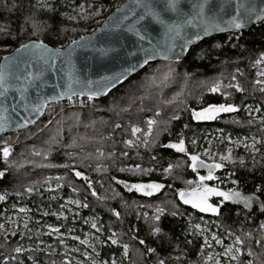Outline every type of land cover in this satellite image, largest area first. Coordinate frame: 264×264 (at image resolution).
I'll list each match as a JSON object with an SVG mask.
<instances>
[{
	"label": "trees",
	"instance_id": "1",
	"mask_svg": "<svg viewBox=\"0 0 264 264\" xmlns=\"http://www.w3.org/2000/svg\"><path fill=\"white\" fill-rule=\"evenodd\" d=\"M123 1L0 0V47L13 50L31 40L64 47L102 23L103 19L82 18L83 11L100 10L107 15ZM261 56L264 21L238 33L207 37L192 46L182 61L150 62L87 107H68L66 101L49 104L35 124L0 135V172H4L0 177V224L24 208L42 221L44 230H69L81 236L89 228L84 219L95 216L105 233L113 230L117 235V244L104 239L105 244L97 246L100 262L115 257L117 264H202L200 237L189 228L193 223L216 220L222 231L240 235L254 264H264V143L253 156L237 151L236 161L225 163L217 174L219 187L252 195L250 207L215 202L219 213L205 214L181 204L177 197L178 188L196 178L190 156L199 150L206 131L220 128L231 136L264 135V89L255 83ZM217 82L222 83L219 92H211ZM218 104H231L237 110L212 121L194 120L193 110ZM246 104H259L262 118L247 115L243 111ZM149 114L156 121L145 145ZM133 126L141 129L136 135ZM17 133L5 159L3 142ZM127 140L134 141L133 146ZM177 140H183L185 152L166 147ZM169 166L171 171L166 172ZM75 171L82 176L77 177ZM121 180L156 181L164 187L150 197L141 196L126 193L118 184ZM52 193L59 196L52 198ZM66 199L87 206H73L78 211L75 216L42 214L43 209L64 205ZM157 206L165 209L159 220L151 214ZM144 210L150 214L145 216ZM157 227L161 231L154 234ZM62 239L43 237L45 243L59 249ZM37 241L18 233L0 234V264L5 263L4 258L8 264H89L66 261L60 252L46 254L35 248ZM66 242V246L76 244L77 250H84L75 240ZM28 243L33 247L15 251ZM121 244L129 247L127 257H123Z\"/></svg>",
	"mask_w": 264,
	"mask_h": 264
},
{
	"label": "water",
	"instance_id": "2",
	"mask_svg": "<svg viewBox=\"0 0 264 264\" xmlns=\"http://www.w3.org/2000/svg\"><path fill=\"white\" fill-rule=\"evenodd\" d=\"M147 2L154 15L145 16L143 20L139 17L145 9L137 7L132 0H124L97 28L73 40L78 42L76 44L71 41L56 48L31 40L25 44H43L44 47H30L17 52L21 48L19 46L2 55L0 64L6 65L3 71L8 91L0 97V135L35 124L49 104L68 100L69 95L71 98H88L89 93L97 92L99 94L92 99L103 98L150 62L182 61L192 46L207 37L238 33L264 21V0H208L200 15L196 14L195 8L199 0H175L174 8L169 5V0ZM241 3L256 11L249 17L241 9L245 26L235 29L228 25V21L237 14V6ZM125 5L127 7L122 12H117L118 7ZM258 15L262 18L256 19ZM123 16L128 18L121 19ZM186 20H191V23H186ZM130 27H134L139 35L136 31H129ZM7 57L13 59H5ZM145 59L147 63H144ZM117 76L120 77L119 82L105 80L106 77ZM61 94L65 95L61 98ZM41 105L43 107L39 111L33 110ZM25 120L32 123L24 125ZM197 170L208 175L206 167H198ZM140 183L121 180L118 184L126 193H132L137 190H129V187ZM181 190L179 188L177 192Z\"/></svg>",
	"mask_w": 264,
	"mask_h": 264
},
{
	"label": "rangeland",
	"instance_id": "3",
	"mask_svg": "<svg viewBox=\"0 0 264 264\" xmlns=\"http://www.w3.org/2000/svg\"><path fill=\"white\" fill-rule=\"evenodd\" d=\"M93 13H98V14L93 15ZM85 14H86V17H85ZM107 15L105 12L100 11V10H96L94 12H89V13L83 11L82 18H84V19H98V20L103 19L104 20V18ZM10 51H11V49H9V48H1L0 47V54L1 55L7 54ZM257 63L260 64V68L257 70L255 83L258 84L261 89H264V84L257 83V81L264 80V76L261 75V73H264V64H263L264 63V56H261L257 60ZM217 85L219 86V89H220V87L222 86V83L217 82L216 84L212 85L211 89ZM233 86L238 90L237 84H234ZM239 89H240V86H239ZM211 92H214V91H211ZM215 92H219V90L215 91ZM218 105H231V104H218ZM218 105H216V106H218ZM209 106L200 108L198 110H193V111L199 112L205 108H208ZM193 111H192V116H193ZM243 111L247 115H249L255 119L260 120L262 118L261 113H260V105L259 104H256L255 107L252 106L251 104H246L243 107ZM228 113H231V112H222L218 115V117L220 115L228 114ZM150 120L156 121V117L152 114H149L146 116L147 129H146L145 133L148 131V121H150ZM194 120H196V119H194ZM212 120H214V119L196 120V121H212ZM134 127L140 129L139 126H133L132 129ZM19 131H21V130H19ZM19 131H15V132H19ZM145 133H144V136H145ZM18 134L19 133H17L15 138H13V136H8L7 139L4 140L3 144L6 147L12 146L13 143L18 139L17 138ZM127 141H129V140H127ZM262 143H264V135L263 136H248V135L231 136L229 134L223 133V131L220 128H215V129L206 131L203 134L200 148L196 152L195 155H198L200 158H202L203 161H206V162H219L221 164L233 163L236 161L235 155H236L237 151L243 150L244 153L248 152L249 154H251L253 156L257 152H259V145ZM219 147H221L222 150H220ZM223 157H230V159H222ZM214 176L216 177V179H212L209 182H205L204 184L208 185L209 187L218 188L219 190L224 191V192L236 191V192H239L240 195L243 197H253L252 195L245 194V193H243L240 190H237L235 188H229V187L221 188V187H219L220 181L218 180V176L217 175H214ZM190 180L192 183H189ZM194 183H195V180L192 181V179L189 178L185 182V184H186L185 187L191 186ZM54 187H55V185L52 186L51 188H54ZM50 196L52 198H57L59 195L52 193ZM222 199L223 198L219 197V196H212L209 198L208 202L215 206L214 203L220 202ZM71 201H73V200L72 199H66L64 205H61L59 208H56V209L55 208H51V209L49 208L50 210L49 209H43L42 214L46 215V214L50 213V214H55V215H59V216H63V217H67L68 215H73V216L78 215V211L73 209L72 207L74 206V207H78V208H83L85 204L82 203L81 201H79L80 202L79 204L71 203ZM229 201H233V200H229ZM238 204L243 205V203H238ZM253 204H254V197L252 199L251 205H253ZM21 209H19L18 213H14L12 216H9V217H7V219H5V221L3 223V226L5 227V232L11 233V234L19 232V233L26 235V236H31V235H35V234L40 236V235L44 234L43 233L44 229H42V225H41L42 221L39 219L33 218L31 212L29 211L30 209L29 210L23 209L24 211H21ZM157 209H163V212L158 213ZM195 210L200 211L198 208H195ZM164 212H165V209L163 207L157 206L152 210L151 214L154 217L156 215L162 216L164 214ZM203 213L214 214L212 212H203ZM149 214H150L149 211L144 210L145 216H147ZM84 221L87 222V224H89V228L83 230V235L78 236V238L80 241H84V240L87 241V243L84 244L85 247L97 248V246L100 243L103 244L102 242H104L105 240H110V242H112V239H115L117 241V235H116L115 231L111 230L108 233H105L102 230V228H101L102 226L99 225L100 222H99L98 217H95V216L87 217L84 219ZM93 223H95V225H96L95 228L92 227ZM197 226H199V227H197ZM1 230L2 229L0 228V234H1ZM189 231H190V233L196 234L197 236L200 237L199 249H200V255L202 257V264L207 263L205 258L207 257L208 253L210 252V250L203 249L201 247V245L203 243L202 242L203 241V233L213 234V235L216 234L219 237H221L227 241L230 240L227 245L231 246V247L232 246H235V247L233 248V251L230 254H227V255L225 254L224 256H227L228 259L235 256L236 259L231 260V261L235 262L234 264H237L238 256H240V255H236V248L238 245L241 247L242 253H243V256L245 259V261L243 259H239V262H244V264H249V262H251V264H254V260H253V257L251 255V252L249 249L244 247L243 241H242V238L240 237V235L234 231L229 230V229L222 231L219 222H217L216 220H206L203 223H199V222L193 223L190 226ZM55 235L61 236V237L66 235V236L77 238L76 236H73L75 234L71 233V231H69V230H68V233L67 232H65V233L57 232V233H55ZM233 237H234V239L232 240ZM237 237L240 238L242 243H237ZM38 240L39 241L36 242L34 245L39 247V249H45L46 248V249H48L49 252H55L56 250H58L57 249L58 247L55 246L54 244H52V243L46 244L42 239H38ZM80 244H82V243L80 242ZM30 245H31V243H28L25 246L27 247ZM124 245H127V244H121L120 246L122 249L123 257H127L129 247L127 249V254H125ZM63 249H64L63 252H72L71 247L70 248L67 247L66 250H65V248H62V250ZM88 251L90 252V249H88ZM213 251L214 252H213V254H211V256H212V258H214V256L216 258H214V261H212V262H216L217 257L220 256L221 253H218L219 249H214ZM89 252H87L88 256H89ZM222 252H223V250H222ZM230 264H232V263H230Z\"/></svg>",
	"mask_w": 264,
	"mask_h": 264
},
{
	"label": "snow or ice",
	"instance_id": "4",
	"mask_svg": "<svg viewBox=\"0 0 264 264\" xmlns=\"http://www.w3.org/2000/svg\"><path fill=\"white\" fill-rule=\"evenodd\" d=\"M132 3L135 4L137 7L140 8H144L145 12L139 17L140 20H143L145 18V16H149V15H154L151 12V8L149 3L147 2V0H132ZM208 4V0H199V2H197L195 4V8H196V14L200 15L203 13L205 5ZM169 5L171 7H175V0H169ZM127 7L125 6H121L117 8V12H122L124 10V8ZM81 8H83V6H81ZM241 9L243 10V12L245 13V15L247 16H251L252 14L255 13V9L254 8H246L244 7V5L238 4L237 6V14L232 16L231 20L228 21V25L232 28L235 29H241L245 26V21L244 19H242L240 12ZM98 14V13H93V15ZM86 17V14H85ZM127 16H123L121 17V19H127ZM261 16H256V19H261ZM109 19H112V17H110ZM186 23H191V20H186ZM129 31H136V34L139 35V32L134 28V27H130ZM205 31H207V29H205ZM143 37H141L142 39ZM83 39V38H82ZM197 39H199V36H197ZM78 43L77 41H73V44ZM30 47H37V48H42L44 47L43 44H35L33 43L32 45L29 44H25V45H21L20 49H17V52H20L21 50H28ZM59 50H57L58 52ZM5 59L11 60L13 59L12 57H7ZM148 60L145 59L144 63H147ZM6 67V65L0 64V88H3V91H0V97H3L5 95V93L8 91V87L6 85V80H5V73H4V68ZM128 71H131V69H129ZM262 76H264V73H261ZM29 76H31V74L29 73ZM120 77H106L105 80H108L110 83L115 81V82H119ZM257 83L259 84H264V80H260L257 81ZM114 86V84H113ZM238 90L239 86L237 85ZM211 91H218L219 90V86H215L212 89H210ZM75 94V93H73ZM99 93L97 92H91L88 95L89 100H91L93 98V96L98 95ZM63 95L65 94H61V98L63 97ZM81 95H83V93H81ZM55 99V98H54ZM68 99L71 100V95L68 96ZM43 107V105L38 106L36 108H34V111H39L41 108ZM237 109L233 106V105H210L208 108H205L199 112L193 111V118L196 120H209V119H215L218 117V115L222 112H233L236 111ZM29 123H32L31 120H25L24 121V125H27ZM155 123V121H148V131L145 133V145H147L148 143V139L147 137H149L152 133V128H153V124ZM2 126V125H0ZM23 126V125H22ZM141 129L139 128H133L132 129V133L133 135H136L137 132H140ZM127 144L129 146H133L134 141L129 140L127 141ZM166 147H172L177 149L179 152H185V147H184V142L183 140H181L179 143L176 144H170V145H166ZM3 156L6 159L9 154H10V149L8 147H4L3 148ZM40 152H36L35 155H40ZM126 155V153H125ZM222 159H230V157H223ZM190 160H191V165L190 167L195 171L198 167H206L208 168V175L207 176H200L199 177V184L196 188L192 189L191 191H181L179 193L180 199L185 203V204H191L194 208H198L201 212H212V213H219V206H214L212 204H210L209 198L212 196H219L222 197L223 199L220 201L221 204H223L225 201H229V200H233L236 203H243L245 208H248L251 206L252 203V199L253 197H243L240 195L239 192L236 191H232V192H224L219 190L218 188L215 187H209L208 185L204 184L203 182L205 180H212V179H216V177L213 175V170L214 169H218L223 167V164L221 163H213V164H206L204 161H202L200 159V157L198 155H191L190 156ZM166 172H170L171 171V166H169L168 169L165 170ZM4 175V172H0V177H2ZM75 175L77 177H81L82 173L79 171H75ZM85 179L87 180V177H85ZM90 183V181H89ZM189 183H192L191 181ZM164 186L162 184H156V183H149V184H133L129 187V190L132 189H136L139 192H142L146 195H153L154 192L159 191L161 188H163ZM29 191H31V189H29ZM93 195H96V193L93 191ZM0 199H3V197H0ZM71 203H75V204H79V201H71ZM85 207L87 205H84ZM21 211H24L23 209H21ZM158 213H162L163 209H157ZM116 215L118 216L119 213H116ZM155 220H159L160 216L156 215L154 217ZM0 227H3L2 225H0ZM92 227L95 228L96 225L95 223L92 224ZM199 227V226H197ZM262 227H264V225H262ZM52 231H56L58 232V229H52ZM161 231L160 228H155L154 229V234L155 233H159ZM215 238V237H214ZM77 239H79L77 237ZM217 243H221L220 240H216ZM82 244H86L87 241H81ZM112 243L116 244L117 241L115 239H112ZM141 244L144 243V241H140ZM207 243V241H206ZM237 243H242V241L240 240L239 237H237ZM124 249H125V254H127V249H128V245H124ZM16 252H20L21 249L20 248H16L15 249ZM148 251H154L153 249H149ZM233 251V249L229 248L225 250V254H230ZM237 252H239V249H236ZM232 259H236L235 256L232 257ZM160 264H164L163 261H160ZM249 264H251V262H249Z\"/></svg>",
	"mask_w": 264,
	"mask_h": 264
},
{
	"label": "built area",
	"instance_id": "5",
	"mask_svg": "<svg viewBox=\"0 0 264 264\" xmlns=\"http://www.w3.org/2000/svg\"><path fill=\"white\" fill-rule=\"evenodd\" d=\"M65 101L67 102L68 107H87L90 103H92L93 99L89 100V98H86L83 96H75V97H72L71 100L68 99ZM200 159L202 160V158H200ZM22 209H24V208H22ZM3 223L4 222H2L0 225L3 226ZM0 228L2 229L1 234H3L5 237H8L9 233L5 232V227L3 226ZM17 233L19 234L20 237L21 236H25L28 238L35 237V238H37V240L38 239L43 240V237L46 235L52 236L54 238L59 237V236L55 235V233H53L52 231H48V230H44V232H43L44 234H42L40 236H38L37 234L31 235V236H26V235H23L19 232H17ZM12 234H16V233H12ZM76 237H78V236H76ZM62 238H63L61 240V245L63 246L62 248H65V250H66L67 247H69V248L71 247L72 252H63L64 249L63 250H62V248L59 249L58 246H57L58 250H56L55 252H49L48 249H46V248L45 249H39V247H37V246L35 248L38 250H41V251L43 250L46 254H55V253L60 252L61 254H64L66 261L71 259L77 263L88 262L89 264H117L115 257L111 258L110 261H107V260L106 261L103 260L102 262L98 261L99 253H100L98 247L97 248H89V247L87 248L84 246V244H82L84 246V250L79 251V250H77L78 247L76 244L66 246V244H67L66 240L67 239H72V240H75L78 243H80L81 241L79 239H77L75 237L66 236V235L62 236ZM217 239L220 240L221 243H217L216 242ZM233 239H234V237L232 238V240ZM206 241H207V243H206ZM229 241L219 237L216 234L213 235V234L203 233V241H202L203 243H202L201 247L203 249L210 250L207 257L205 258L207 263L206 262L205 263L206 264H230V263L234 264L235 262L231 261V260H233L232 258L228 259L227 256H224L226 249H229V248L233 249L235 247V246H232V247L228 246L227 244L229 243ZM108 242L112 245H115L112 242H110V240H108ZM102 243L105 244V241ZM46 244H48V243H46ZM32 247H33L32 245L27 246V247L24 246V247H22L20 252H22L24 249L27 250V249H30ZM88 249H90V252L88 251ZM214 249H219L218 253H221L220 256L217 257L216 262H212V261H214V258H216V257L214 256V258H212V256H211V254H213V252H214L213 251ZM236 249H239V252L236 251V255H240V256H238L237 264H244V262H239V259H243L245 261L241 247L238 245ZM222 250H223V252H222ZM87 252H89V256L87 255ZM2 262H5L4 264H8L7 258H4L2 260Z\"/></svg>",
	"mask_w": 264,
	"mask_h": 264
},
{
	"label": "flooded vegetation",
	"instance_id": "6",
	"mask_svg": "<svg viewBox=\"0 0 264 264\" xmlns=\"http://www.w3.org/2000/svg\"><path fill=\"white\" fill-rule=\"evenodd\" d=\"M176 143H179V141L177 140V141H175L173 144H176ZM176 152H179L177 149H175V148H173ZM208 163H219V162H208ZM222 168H224V164H223V167H221V168H218V169H215V171L213 172V175H217L218 173H220L221 171H222ZM192 169V168H191ZM193 170V169H192ZM193 174H194V176L196 177L195 179L194 178H191L192 179V181H194L195 180V183L193 184V185H191V186H187V187H180V188H182V190L181 191H191L192 189H194V188H196L197 186H198V184H199V177L200 176H207V174L204 172V171H199V170H193ZM191 181V180H190ZM210 180H205L203 183H205V182H209ZM149 183H156V184H159L158 182H156V181H148V182H141L140 184H149ZM179 189V188H178ZM161 190V189H160ZM159 190V191H160ZM159 191H157V192H154L153 193V195L154 194H156V193H159ZM178 191V190H177ZM180 191V192H181ZM180 192H177V197H178V200H179V202L181 203V204H184V205H187V206H190V207H192L193 209H195L191 204H185L181 199H180V196H179V193ZM134 193H136V194H138V195H141V196H149V195H146V194H144V193H142V192H139V191H135ZM151 196V195H150ZM149 196V197H150Z\"/></svg>",
	"mask_w": 264,
	"mask_h": 264
}]
</instances>
